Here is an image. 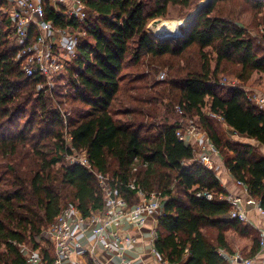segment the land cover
Here are the masks:
<instances>
[{
    "label": "trees",
    "instance_id": "1",
    "mask_svg": "<svg viewBox=\"0 0 264 264\" xmlns=\"http://www.w3.org/2000/svg\"><path fill=\"white\" fill-rule=\"evenodd\" d=\"M198 1L84 0L88 16L79 22L43 0L47 20L84 32L78 56L53 88L41 74L22 70L7 3H0V264H26L25 244L51 262L54 247L41 235L62 208L75 205L85 217L105 208L96 172L110 176L117 196L130 205L140 200L138 189L163 194L155 242L163 261L230 264L223 252L234 253L231 230L253 236L248 257L260 252L259 232L228 218L231 206L219 199L227 192L220 178L177 129L183 119L194 121L264 208V109L244 87L225 86L220 78L230 72L248 83L264 74V45L253 25L220 6L238 1L240 11L255 15L256 28L263 25L264 38V0H212L177 44L161 41L155 24L148 28L168 17L172 6L187 16ZM161 68L167 69L164 79L158 78ZM56 97L70 107V138ZM220 117L241 139L229 138ZM75 149L86 150L93 171L65 161ZM200 191L214 198L198 196Z\"/></svg>",
    "mask_w": 264,
    "mask_h": 264
},
{
    "label": "built area",
    "instance_id": "2",
    "mask_svg": "<svg viewBox=\"0 0 264 264\" xmlns=\"http://www.w3.org/2000/svg\"><path fill=\"white\" fill-rule=\"evenodd\" d=\"M6 2L4 11L9 13L12 19V31L17 40L15 46L18 48L17 60L22 65V70L28 76L41 74L46 79V84L53 88L57 79L66 74L73 60L78 56V37L84 33L81 29H73L70 26H61L45 18V5L43 0H0ZM56 14L62 15L66 20L83 21L88 16V9L84 0H48ZM165 74L162 75L164 77ZM225 85V82L222 81ZM232 87H238L235 83ZM249 100L255 105L264 109V95L247 93ZM65 123L66 138H70L68 133V117L70 112L59 107ZM180 114L183 113L181 107H177ZM222 118V117H221ZM223 119V118H222ZM177 136L185 143L198 145L200 149V161L210 170H215L213 154L219 151L212 143L207 134L191 119H183L177 129ZM71 164H81L93 171L92 164L88 158L86 150L75 149L68 154ZM100 185L106 194V205L101 211L94 212L90 217H85L75 206H64L55 222L44 231L41 237L50 241L54 247V259L48 263L40 249H33L31 246L22 245V251L27 256L26 264H88L81 259H74L77 254L89 252L91 264H106L99 255L95 254L94 249L84 248L80 240L82 234H92L95 243L104 252L111 256L118 257L120 264H129L125 255V250L129 245L137 243V238L130 234L121 235L119 230L113 228V224L120 225L126 222L129 225L141 230L149 217L157 213L160 218L164 214V196L161 192L155 191L146 194L138 189L140 200L130 205L124 198L117 196V191L110 185V176L96 172ZM245 190L248 186L244 181L237 180ZM130 187L136 189L134 183ZM198 196H206L209 200L214 198V193L210 191H200ZM220 200L227 201L231 210L228 214L229 219H238L245 224L256 228L260 235V252L264 255V223L257 225L250 220L245 208L243 198L229 191L219 195ZM247 205H253L264 216V208L256 198L250 196L246 200ZM158 238L157 228L153 230L152 241L154 242L153 252L157 255L155 247ZM230 264H253L255 257L244 258L239 254L229 255L223 252ZM160 256V255H159ZM161 257V256H160ZM162 260V258H161ZM163 261V260H162ZM164 264H170L163 261Z\"/></svg>",
    "mask_w": 264,
    "mask_h": 264
},
{
    "label": "crops",
    "instance_id": "3",
    "mask_svg": "<svg viewBox=\"0 0 264 264\" xmlns=\"http://www.w3.org/2000/svg\"><path fill=\"white\" fill-rule=\"evenodd\" d=\"M160 40L163 41L161 38ZM244 140L245 142L256 143V141L253 139L245 138ZM260 147L264 150V146ZM212 157L215 162V166L216 164H218L219 166L217 167L216 173L220 178L225 190L241 196L243 198V207L245 208L250 220L255 222L257 225H262L264 223V216L256 207L246 204V200L250 197L249 191L245 190V188L240 185L238 181L233 177V175L225 167L224 162H221L222 157L219 154H213ZM220 164H223V167L220 166ZM158 222V214L154 213L149 217V219L145 223V226L141 230L132 225H129L126 222H122L120 225H112L114 229L119 230L121 235L130 234L137 238V243L134 245H129V247L125 250L126 257L131 260V263L129 264H164L161 260V257L153 252L154 242L152 241V233L153 230L157 228ZM80 240L83 243L84 248L87 249L86 251L94 249L95 254L99 255L98 257H100L102 261L107 262L106 264H120L118 257L111 256L110 254L104 252L98 245H96L95 237L92 234H82L80 236ZM41 253L43 254V252ZM43 256L45 257V260L50 263L48 258H46L44 254ZM255 258L256 261L253 264H264V255L262 254V252H259V255H257V257ZM74 259H81L84 263L88 264H91L92 262L89 252L81 254L79 253L74 256ZM66 264L73 263L67 262Z\"/></svg>",
    "mask_w": 264,
    "mask_h": 264
},
{
    "label": "rangeland",
    "instance_id": "4",
    "mask_svg": "<svg viewBox=\"0 0 264 264\" xmlns=\"http://www.w3.org/2000/svg\"><path fill=\"white\" fill-rule=\"evenodd\" d=\"M200 2L202 3L203 0H199L197 2V4H195V7H194V9L191 12H193L196 9V7L200 4ZM220 6H222V10H224L225 12H230L231 11V12H234L235 15H237L236 13H238L239 17L241 19L240 20L241 23H244L247 26H249V24H252L253 26L249 27L251 32L253 34H255V35H258L259 41H261L263 43V45H264V38L262 37L263 31L261 30L263 25H260V27H259L260 29L256 28L254 26L256 24L255 21L253 22V20H254L253 16H255L254 14H252L251 12H245V11H242V10L240 11V4L238 3V1L224 2V3H221ZM180 12H181V7L180 6H172L170 8L169 16L166 17V18H163V17L160 18V19H162V21H160L157 24H155L156 28H157L158 35H159L160 29H161L160 28L161 23L163 21H169V20H173V19L182 18V17H179ZM157 19H159V18H157ZM154 20H156V19H154ZM154 20H152L150 22V24L148 25V28L151 25V23L154 22ZM259 23H260V20H259ZM148 28H147V32H148ZM150 34H151V32H150ZM150 36H152L156 41H158V39L156 37H154L152 34ZM166 38H168V37L166 36ZM181 39L182 38L179 39L178 36H177L173 40L171 39V40H167V41H163V42H170V43L177 44L179 41H181ZM158 42H161V41H158ZM163 74H165L164 77H162ZM166 77H167V69L166 68H161L160 72L158 74V78L159 79H164ZM220 78L222 79L223 82H225V86H230L231 84L235 83L236 86L244 87L247 90V93L250 94V95H253V94H263L264 95V74H260V73L255 74L254 77L248 83H243V81H241L238 78V76H236L235 73H230V72L223 73L222 75H220ZM59 98H61V97H59ZM59 98L56 97V99H55L56 100L55 101L56 105L58 107H62L64 110L66 109L67 111H70L69 105L59 103V101H58ZM61 99L63 100V97ZM176 112H178L177 108H176ZM173 113H175V112H173ZM175 114H173V116H175ZM178 114H179V112H178ZM219 121H221L222 127H223L225 133H227V135L229 136V138H231L232 140L241 139V137H239L238 135L232 134V130L223 122V119L221 117L219 118ZM197 149H198V152H199L197 157L200 159V149L198 148V145H197ZM261 152H264V150L263 151L261 150ZM219 155L221 156L220 153H219ZM65 158H66L65 161L68 164H71V161L69 160V158L68 157H65ZM221 162L222 163L224 162L223 157H222ZM220 166L223 167V164H220ZM217 167H219L218 164H216V166H215V172L217 171ZM254 230L258 231L256 228H254ZM227 238H228V241L230 242V245L233 248V251H234L233 254H239V255H241L244 258H247L248 255H250V252H251V249H252V246H253V242H254L252 235H249V236L246 237V236H242V235L238 234L237 232L231 230V231H229L227 233ZM257 255H259V252L257 253ZM257 255L254 256V257H257Z\"/></svg>",
    "mask_w": 264,
    "mask_h": 264
},
{
    "label": "bare ground",
    "instance_id": "5",
    "mask_svg": "<svg viewBox=\"0 0 264 264\" xmlns=\"http://www.w3.org/2000/svg\"><path fill=\"white\" fill-rule=\"evenodd\" d=\"M204 1V0H203ZM201 3V2H200ZM194 11L187 16L180 19H173L169 21H163L160 25L159 38L162 40H173L177 36L180 38L187 30L192 18ZM166 36L168 38H166Z\"/></svg>",
    "mask_w": 264,
    "mask_h": 264
},
{
    "label": "water",
    "instance_id": "6",
    "mask_svg": "<svg viewBox=\"0 0 264 264\" xmlns=\"http://www.w3.org/2000/svg\"><path fill=\"white\" fill-rule=\"evenodd\" d=\"M211 1H212V0H204L202 3H200V4L196 7V9L194 10L193 18H192V20H191L189 26L187 27L186 32H185L180 38L184 39V38L187 37V35L189 34L190 30L192 29V27H193V25H194V23H195V21H196V19H197L198 14H199L203 9H205L207 6H209L210 3H211ZM160 21H162V19L159 18V19L154 20V22H152V23H153V24H157V23L160 22ZM180 38H179V39H180ZM182 39H181V40H182Z\"/></svg>",
    "mask_w": 264,
    "mask_h": 264
}]
</instances>
